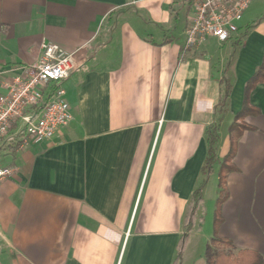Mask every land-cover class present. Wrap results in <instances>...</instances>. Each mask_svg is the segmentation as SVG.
Listing matches in <instances>:
<instances>
[{
	"label": "crops",
	"instance_id": "crops-1",
	"mask_svg": "<svg viewBox=\"0 0 264 264\" xmlns=\"http://www.w3.org/2000/svg\"><path fill=\"white\" fill-rule=\"evenodd\" d=\"M189 17L190 0H0V83L45 42L79 61L61 83L72 121L5 162L0 264H173L197 189L203 224L180 264H205L228 127L264 54V0L226 42L186 48ZM226 66L228 110L202 175ZM249 102L260 113L245 119L254 130L238 141L218 236L264 258V84Z\"/></svg>",
	"mask_w": 264,
	"mask_h": 264
},
{
	"label": "built area",
	"instance_id": "built-area-1",
	"mask_svg": "<svg viewBox=\"0 0 264 264\" xmlns=\"http://www.w3.org/2000/svg\"><path fill=\"white\" fill-rule=\"evenodd\" d=\"M252 0H190L185 29L186 48H197L206 39L226 42L238 32V23ZM79 69L77 52L45 42L32 65L17 68L1 80L0 183L14 175L4 156L32 144L50 140L72 121L62 81ZM7 73V72H4Z\"/></svg>",
	"mask_w": 264,
	"mask_h": 264
},
{
	"label": "trees",
	"instance_id": "trees-1",
	"mask_svg": "<svg viewBox=\"0 0 264 264\" xmlns=\"http://www.w3.org/2000/svg\"><path fill=\"white\" fill-rule=\"evenodd\" d=\"M228 66L224 69V77L220 80V97L214 108V121L206 130V157L202 167V175L210 173L213 165L216 163V152L218 143V131L221 120L228 110V99L231 85L226 78ZM259 84H264V54L261 64L256 68L252 76L246 81L243 91V100L240 110L233 116L232 122L228 127L229 151L218 164V188L219 196L216 201V208L213 215V234L204 250L205 264H264V258L257 252L251 250L234 251L231 241L218 236V228L222 222L220 207L226 199L225 180L228 174L236 169L232 165L237 144L241 136L246 131H252L254 128L245 122L248 117H256L259 110L251 106L249 96L251 91ZM201 204L199 189H197L190 202L187 214L184 219L185 233L180 237L176 256L173 264H180L186 243L191 236L195 222L196 231H200L203 224V217H196V212Z\"/></svg>",
	"mask_w": 264,
	"mask_h": 264
},
{
	"label": "rangeland",
	"instance_id": "rangeland-1",
	"mask_svg": "<svg viewBox=\"0 0 264 264\" xmlns=\"http://www.w3.org/2000/svg\"><path fill=\"white\" fill-rule=\"evenodd\" d=\"M259 2V1H258ZM260 7V6H259ZM254 11H256L255 9H254ZM251 12H252V10H251ZM255 13V12H254ZM13 156H14V153L13 152H11V153H8V154H6L5 156H4V162H6V163H10L11 161H12V159H13Z\"/></svg>",
	"mask_w": 264,
	"mask_h": 264
}]
</instances>
